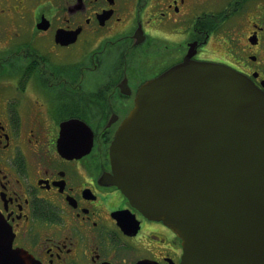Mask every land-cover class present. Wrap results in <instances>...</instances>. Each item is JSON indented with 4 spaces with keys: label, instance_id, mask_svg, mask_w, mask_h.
I'll return each instance as SVG.
<instances>
[{
    "label": "flooded vegetation",
    "instance_id": "1",
    "mask_svg": "<svg viewBox=\"0 0 264 264\" xmlns=\"http://www.w3.org/2000/svg\"><path fill=\"white\" fill-rule=\"evenodd\" d=\"M189 61L264 91V0H0V244L26 264H183L182 239L105 176L140 88ZM71 120L90 147L84 128L63 138Z\"/></svg>",
    "mask_w": 264,
    "mask_h": 264
},
{
    "label": "water",
    "instance_id": "2",
    "mask_svg": "<svg viewBox=\"0 0 264 264\" xmlns=\"http://www.w3.org/2000/svg\"><path fill=\"white\" fill-rule=\"evenodd\" d=\"M69 126L92 145L78 120L64 139ZM110 155L105 178L182 239L183 264H264V91L249 77L211 62L171 68L140 88ZM10 234L0 214V240ZM6 255L27 262L11 243Z\"/></svg>",
    "mask_w": 264,
    "mask_h": 264
}]
</instances>
